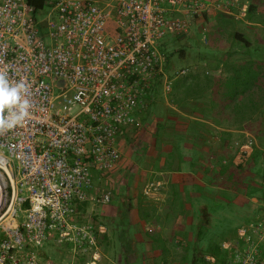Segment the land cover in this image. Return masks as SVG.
Segmentation results:
<instances>
[{
	"label": "built area",
	"instance_id": "obj_1",
	"mask_svg": "<svg viewBox=\"0 0 264 264\" xmlns=\"http://www.w3.org/2000/svg\"><path fill=\"white\" fill-rule=\"evenodd\" d=\"M39 19L27 0H0V72L23 83L29 115L0 134V264H49L51 247L99 264L103 224L88 206L114 201L99 185L120 160L119 140L141 127L156 83L171 91L165 41L190 35L218 14L244 18L241 0H46ZM39 13V14H41ZM203 37H205L203 35ZM189 67L179 70L187 74ZM218 71V70H217ZM205 74L212 71L205 70ZM232 162L245 163L257 146L243 131ZM4 152L7 155H4ZM163 185L148 181L153 197ZM264 188V170L260 176ZM224 262L264 264V210L221 244Z\"/></svg>",
	"mask_w": 264,
	"mask_h": 264
},
{
	"label": "crops",
	"instance_id": "obj_2",
	"mask_svg": "<svg viewBox=\"0 0 264 264\" xmlns=\"http://www.w3.org/2000/svg\"><path fill=\"white\" fill-rule=\"evenodd\" d=\"M199 72L201 73L197 71L191 78L173 84L170 97L172 104L166 103L169 109L152 116L157 103L153 104L151 101V111L141 116V120H150L148 123L145 121L144 131H140L143 127L131 128L119 140L120 170L124 171L123 166L131 160L130 163L136 164L150 176L142 185L138 180L131 178L132 192L128 194L123 195L120 192L114 195L112 191L113 197L116 196L117 199L116 207L120 213L124 212L129 217V220H126L129 225L122 229L127 231L130 226L131 230H136L138 226L136 223H142L143 220H146L143 222L146 230L153 229L151 221L169 223L163 226V230H156L161 229V226L155 225L156 228L150 237L136 234L134 238L130 237L131 246L136 247L139 243L144 249L141 256L132 254L134 261L160 263L161 256L164 257L163 261L170 262L186 260L184 263H195L200 259L205 260L199 249L208 242L212 247L220 245L221 248L223 242L231 241L226 238L228 233H231L234 239L237 227L256 215L250 214L251 210H246L248 206L245 199L243 203L240 202L241 198L234 194L235 188L232 187L236 184L234 167L237 166L233 164L232 158L236 146L243 143V131H247L234 125L241 116L235 106L244 103L248 98L246 94H236L232 85L227 86V72L223 75L212 73L215 76L206 79L199 77ZM128 140L134 141L130 143ZM234 142H237L236 146L233 145ZM137 148L141 151L138 149L136 152ZM134 153L138 158L136 162L130 159ZM262 161V166H255L256 169H260L258 175H254V172L245 173L247 182H250L247 183L250 190L255 189L254 185L258 190L264 189L260 185L264 157ZM105 178L102 177L100 180L104 187ZM154 180H161L163 185L155 196H145L142 193L143 185ZM247 198L252 206L257 205V210H260V198L254 194ZM112 204L100 206V209L106 210L111 207L113 212ZM227 209H231L233 214L246 213L241 222L235 217L234 230L214 224V217L229 216ZM132 212H136L139 219L135 216L130 217ZM105 228L106 233L100 237L109 235L106 226ZM220 231L227 233L224 234L225 238H218ZM173 236L181 240L183 247L177 259L173 254L165 252L164 248L167 241L171 242ZM157 246H163V250L160 252ZM205 255L214 256L207 251L204 252ZM206 263L210 264L207 261Z\"/></svg>",
	"mask_w": 264,
	"mask_h": 264
},
{
	"label": "rangeland",
	"instance_id": "obj_3",
	"mask_svg": "<svg viewBox=\"0 0 264 264\" xmlns=\"http://www.w3.org/2000/svg\"><path fill=\"white\" fill-rule=\"evenodd\" d=\"M241 1H246L248 4H254L257 7L256 12L249 13L248 11L244 18H236L234 17V14L237 13V8L233 7L231 9L234 13L233 15L218 14L210 18L202 19L193 26L190 35L176 37L165 41V43L162 45V49L166 53L165 74L169 77L171 88L175 82L191 78L192 75L197 71H201V73L199 72L200 76H198L202 77L203 79L208 77L212 78L215 76L212 74H205L204 70L206 69L212 71L213 74L223 75L225 72H227L225 67L228 69L231 64H237L241 61L252 60V64L256 66V70H264V0ZM44 16L45 14L41 13L38 14L37 17L41 19ZM234 31L241 33L248 45H245L241 41L235 39L233 37ZM203 35L205 37H203ZM184 67H189L190 72L187 74H179V70ZM259 79L261 81L260 85L264 87V78L259 77ZM170 97L171 91L164 95L161 81L156 83L151 101H153V104L156 102L157 107H154V110L152 109V116L155 113H161L164 109H169L166 103L172 104L170 102ZM259 97H264V93H260ZM248 102L239 104L238 111H236L240 112L241 116L235 121L236 123H234V125L235 127H240L247 130L255 136L257 146H259L264 157V138L262 135L264 130V101H262L263 105H259L258 108L254 109ZM150 111L151 110L148 112ZM143 120H141V127H143L145 121L147 123L150 121L149 119ZM142 130H145L144 127L141 128L140 131L142 132ZM129 141L130 143H133L134 140H128V142ZM233 145L236 146L237 142H234ZM138 149L139 148L136 149V152ZM135 153L132 154L130 158L134 162H136L138 159ZM4 155H7V153L4 152ZM129 161L131 162V160ZM129 161L125 164V166H123L124 171L120 170L121 165H119L118 161V164L115 166V168L108 172L106 176H104L106 177V182L104 184L105 187L111 189L114 192V195H117L120 192L123 195L132 192V190H130L131 178L138 180L140 185H142L144 180L150 179V176H148V174H146L143 169L138 168L136 164L130 163ZM246 172L250 174L254 172V175H258L260 169H256L254 166H248L244 171L236 173V184L232 185L236 192L234 194L241 198L239 201L242 203L244 202L243 199H245V203L248 206H245V208L247 207L246 210H251L250 214H259L264 210V189L258 190L257 186L254 185L255 189L250 190V185H248L250 182H247L248 179L246 178L247 175H245ZM250 194H254L260 198V210H257V205L252 206V203L248 200L247 196H250ZM115 197L114 203L112 204L113 212L110 209L111 207L106 210H102L99 206H88L87 216L95 224H104L107 227V232L109 234L107 238H98L101 251V260L99 264H207L206 261L201 259L199 262L195 263H184L186 260L184 262L163 261V256H161L162 261L160 263H142L141 261H134L132 254L141 256L144 252V249L143 247H140L139 243L136 247L131 246L129 243L130 237L134 238V234L137 236L150 237V234L153 233L154 229L156 228L155 225L161 226V229L156 230H163V226L169 223L156 220L151 221V226L153 229L148 228L146 230L145 225L143 224V222L145 223L146 220H143V222L141 221L142 223H136L138 224V226H136V230H131L129 226L127 231H124L122 227L129 225L128 221H126L129 220V217L124 212L120 213L119 208L116 207L118 203L116 202L117 199ZM226 212L229 214V216L225 215L222 217V215H220L221 217L218 216L213 218L214 224L217 223L216 225L218 227L234 230L236 227L235 217L239 220V222H241L243 218L246 217H243V215L246 214L243 211V213L240 215H238L239 213L237 212H235L236 214H233L231 209H227ZM130 214V217L135 216L139 219L136 212H132ZM223 232L224 231L218 232L219 239L225 238L226 235L224 234L226 232ZM226 238L233 241V235L231 233H228ZM119 240H122V242ZM208 244L209 242L207 245ZM207 245L199 249L201 250V254H203V258L204 252L207 251ZM162 247L157 246V249H159L161 252V250H163ZM164 248L165 252L173 254V257H176L175 259L178 258L179 252L183 250V247H181V240L176 236L171 238L170 243L167 241V245H165ZM49 254L52 257L49 264H83V255L79 254L78 252H72L65 246H59L57 248L51 247L49 249Z\"/></svg>",
	"mask_w": 264,
	"mask_h": 264
},
{
	"label": "trees",
	"instance_id": "obj_4",
	"mask_svg": "<svg viewBox=\"0 0 264 264\" xmlns=\"http://www.w3.org/2000/svg\"><path fill=\"white\" fill-rule=\"evenodd\" d=\"M28 3L33 6L35 14H39L46 9V0H27ZM257 7L254 4L249 3L248 11L249 13L256 12ZM233 37L245 45H248L247 41L243 37V35L239 32L234 31ZM252 60H248L245 62H238L237 64H231L227 71L226 81L228 83V87L231 85L236 94H246L248 102L251 104V107L258 108L259 105H263V98L259 97L260 93H264V87L261 86V81L259 77L264 78V70L260 71L259 69L256 70V66L252 64ZM263 84V83H262ZM241 103L236 104V110L238 111V106ZM258 104V105H257ZM264 138V130L262 132ZM263 153L261 152L260 148L256 146L253 150L252 155L248 158V160L240 165L235 166L236 173H240L244 171L248 166L257 167L262 166L263 163ZM107 238V236H103ZM127 243V240H126ZM125 244V243H124ZM209 245V246H208ZM207 245V252H211L218 261L224 262L226 259V254L221 250L219 246H210V243ZM203 261H206L203 259Z\"/></svg>",
	"mask_w": 264,
	"mask_h": 264
},
{
	"label": "clouds",
	"instance_id": "obj_5",
	"mask_svg": "<svg viewBox=\"0 0 264 264\" xmlns=\"http://www.w3.org/2000/svg\"><path fill=\"white\" fill-rule=\"evenodd\" d=\"M26 92L23 83L12 86L7 74L0 72V134L14 129L29 115V102L22 99Z\"/></svg>",
	"mask_w": 264,
	"mask_h": 264
},
{
	"label": "bare ground",
	"instance_id": "obj_6",
	"mask_svg": "<svg viewBox=\"0 0 264 264\" xmlns=\"http://www.w3.org/2000/svg\"><path fill=\"white\" fill-rule=\"evenodd\" d=\"M0 158H2V157H0Z\"/></svg>",
	"mask_w": 264,
	"mask_h": 264
}]
</instances>
